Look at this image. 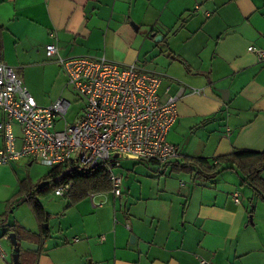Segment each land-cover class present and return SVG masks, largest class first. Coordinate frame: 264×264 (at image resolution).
Wrapping results in <instances>:
<instances>
[{"label":"crops","instance_id":"0c3cea01","mask_svg":"<svg viewBox=\"0 0 264 264\" xmlns=\"http://www.w3.org/2000/svg\"><path fill=\"white\" fill-rule=\"evenodd\" d=\"M50 44L63 58L136 63L162 77L163 102L183 91L168 134L179 157L165 166L149 162L155 175H147L145 187L140 182L139 194L125 186L120 197L100 192L106 201L100 207L88 197L76 204L54 197L44 228L33 214L23 221L13 210L0 224V264H13L14 225L47 232L39 257L38 240L18 243L24 264H264V201L239 173L224 171L211 181L174 173L187 157L213 162L264 152V62L248 52L264 48V0H0V62L22 74L41 55L43 67L64 75L57 57L47 59ZM159 52L166 63L153 59ZM26 164L33 162L0 164V216L28 183ZM28 254H35L30 262Z\"/></svg>","mask_w":264,"mask_h":264},{"label":"built area","instance_id":"2783aa9c","mask_svg":"<svg viewBox=\"0 0 264 264\" xmlns=\"http://www.w3.org/2000/svg\"><path fill=\"white\" fill-rule=\"evenodd\" d=\"M248 52L264 62V48L250 46ZM46 54L57 57L84 108L69 123V100L60 97L50 105H39L15 69L0 62L1 165L28 159L50 168L103 169L110 193L120 197L123 178L115 172L120 159L165 166L179 157V148L168 141V134L178 120L183 91L163 102L162 77L136 63L122 65L105 57L63 58L54 44L47 45ZM73 188V181H66L52 192L56 198H69ZM103 196L92 191L87 197L100 207L106 203Z\"/></svg>","mask_w":264,"mask_h":264},{"label":"trees","instance_id":"16d2710c","mask_svg":"<svg viewBox=\"0 0 264 264\" xmlns=\"http://www.w3.org/2000/svg\"><path fill=\"white\" fill-rule=\"evenodd\" d=\"M163 42L167 44L166 39H164ZM173 59L183 63L180 59L175 57H173ZM185 161L186 163L184 165L175 166V170L190 173L197 172L199 176L210 181L216 179L224 171H237L243 184H248L255 194L264 201V179L262 178V173L264 171V152L239 151L229 155L219 156L214 159L213 162L205 158L188 157L185 158ZM67 170L68 168L64 167L51 168L48 174L34 187L37 190L34 195L30 193L32 189L28 183L23 182L18 194L8 202L5 214L0 216V224H5L7 222L8 214L11 212L13 206L17 203L21 204L25 202V197L27 196L28 201L32 203L35 216L44 228L47 223V214L41 203L36 199V196L46 195L55 187L66 181H73L74 183V188L70 196L72 204L85 200L88 194L92 191L102 192L108 191L111 188L108 175L103 169H94L90 171L74 169L61 182H55V180ZM44 230L45 229H43V231ZM8 231L16 235L18 243H21L24 240H38L40 249L39 252H37V257H39V253L43 247V240L47 237V232L42 231V234L37 236L17 225L8 227ZM18 254L20 264H24L25 254L21 249H19ZM28 255V262H30V260L33 259L31 256H35V254Z\"/></svg>","mask_w":264,"mask_h":264},{"label":"rangeland","instance_id":"374dc122","mask_svg":"<svg viewBox=\"0 0 264 264\" xmlns=\"http://www.w3.org/2000/svg\"><path fill=\"white\" fill-rule=\"evenodd\" d=\"M161 50H163L162 45L159 46V51ZM156 55V63L167 62L166 55L159 52L158 54H155L153 56V59L156 57ZM45 59L46 57L44 58V56L37 55L30 65L32 66L31 68H29L28 70H24V73L22 74L18 73L17 70L16 73L21 78L24 86L29 90L33 97H35V100L38 103L48 104L56 98L60 97L69 100L72 105L68 114L66 115V120L69 123H72L76 119L78 113H80L84 108L85 102L80 99V97L75 93L72 87L68 86V78L66 79L64 77L65 74H61L60 76L56 68L42 66L43 62H45ZM47 59L50 60L51 58L48 57ZM162 66L164 67V65ZM24 74H26V77L24 76ZM18 126L19 125L17 124L15 125L16 130L18 129ZM120 162L122 167L115 169V172L118 175H121L123 178L122 193L124 188L126 187L125 192L127 188H131L136 194H139L140 187L142 186L141 183L144 185V187L148 185L147 175H155V170L151 168V166H149V164L146 162H138L124 159H120ZM26 167V169L28 170L26 173L28 184L31 187L32 191H35L36 188H34V185L38 184L48 174L51 168L41 165L39 163H33L32 166L26 164ZM170 172H172L171 169L167 172V176L170 175ZM174 173L182 175L190 174L176 170H174ZM160 176L162 177V174H160ZM185 176L190 179L189 175ZM166 179H164L162 183H164ZM32 191H30V193H33ZM36 197L40 198L41 200H44L41 201V203L43 204L42 206H44V209H47L49 207L48 202H52L53 200H55L52 191L46 195H40ZM25 200V202L21 204L17 203L13 206L11 212L8 214V218L10 215H12L13 210L17 216L22 217L23 221L27 220L29 216L31 217L32 214L34 215V217H36L32 208V203L28 201L27 196L25 197ZM9 261H12V254L9 255Z\"/></svg>","mask_w":264,"mask_h":264},{"label":"water","instance_id":"95a60500","mask_svg":"<svg viewBox=\"0 0 264 264\" xmlns=\"http://www.w3.org/2000/svg\"><path fill=\"white\" fill-rule=\"evenodd\" d=\"M155 40L156 41H162L163 37L162 36H155ZM221 94L224 96L225 95V91L220 90ZM224 98V97H223ZM226 100V98H224ZM73 171V169H68L67 171H65V173H63L59 178H57L55 180V182H61L63 179H65L67 177L68 174H70ZM10 240L14 246V250H15V254L13 255V264H20L19 261V254H18V241L16 238V235L14 233L10 234ZM130 240L133 242L135 240V237L132 235Z\"/></svg>","mask_w":264,"mask_h":264}]
</instances>
